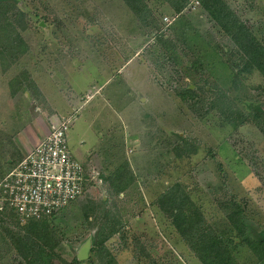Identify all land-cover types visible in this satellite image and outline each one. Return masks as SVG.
<instances>
[{"label":"rangeland","instance_id":"obj_1","mask_svg":"<svg viewBox=\"0 0 264 264\" xmlns=\"http://www.w3.org/2000/svg\"><path fill=\"white\" fill-rule=\"evenodd\" d=\"M8 1L25 15L20 34L27 46L12 67L28 74L30 118L44 119L48 131L53 119L70 120L71 152L99 172L97 182L49 217L62 235L63 259L202 264L156 204L175 183L215 230L238 235L221 205L233 198L245 233L264 237V76L251 65L236 74L244 67L236 44L201 0H187L180 12L166 0H141L147 9L139 14L125 0ZM224 2L264 44V0ZM164 16L176 19L166 26ZM191 60L203 66L190 67ZM58 70L55 91L48 76ZM131 71L146 73L153 85H145L144 107ZM39 76L48 94L40 92ZM187 86L198 87L197 96L181 100L177 91ZM52 93H59L54 106ZM119 181L127 184L121 191ZM2 223L0 264H24L3 228L20 227ZM100 236H107L103 244ZM231 247L237 264H262L241 238Z\"/></svg>","mask_w":264,"mask_h":264},{"label":"trees","instance_id":"obj_2","mask_svg":"<svg viewBox=\"0 0 264 264\" xmlns=\"http://www.w3.org/2000/svg\"><path fill=\"white\" fill-rule=\"evenodd\" d=\"M15 1L18 2L19 0ZM125 1L136 14L143 13L147 9L141 0ZM166 1L175 12H180L187 3V0ZM201 1L209 15L230 35L236 44L240 53V59L238 60L244 64L243 68H238L236 74L241 73L246 65H251L264 76V44L261 40L255 37L249 28L237 18L224 0ZM15 7V2L0 0V53L2 55L23 52L27 46L20 34V30L26 29L23 21L25 15L23 11L16 13ZM186 25L184 24V26ZM158 39L162 41L164 38L159 35ZM202 66L199 60L190 61V67L199 69ZM197 88L192 89L191 86H187L177 91V94L181 100L194 98L197 96ZM250 116L251 114H245L242 119L249 120ZM123 178L124 176L121 173L116 180ZM117 184V191H121L127 186V184L121 185V181ZM156 204L168 216L183 240L195 252L202 264H237L234 250L231 247L235 237L241 238L245 245L252 249L253 253L264 264V237H252L245 233L242 211L233 198L224 199L221 205H226V209H229L227 218L231 228L237 231L238 235L235 237H228L226 233L215 230L206 221L199 207L190 199L189 194L179 183H175L163 192L157 198ZM1 220L6 225L7 222L8 224L14 222L20 227L16 231H12L7 226L3 228L9 234V239L24 264H76L75 259L68 263L59 255L58 248L61 244L62 235L56 230L54 224L49 221V217L39 220H22L13 210H7L0 212ZM107 236H100L98 243L103 244Z\"/></svg>","mask_w":264,"mask_h":264},{"label":"built area","instance_id":"obj_3","mask_svg":"<svg viewBox=\"0 0 264 264\" xmlns=\"http://www.w3.org/2000/svg\"><path fill=\"white\" fill-rule=\"evenodd\" d=\"M163 20L168 26L175 18ZM69 127L70 120L53 119L45 137L0 179V212L13 210L22 220L51 217L100 179L71 152Z\"/></svg>","mask_w":264,"mask_h":264},{"label":"crops","instance_id":"obj_4","mask_svg":"<svg viewBox=\"0 0 264 264\" xmlns=\"http://www.w3.org/2000/svg\"><path fill=\"white\" fill-rule=\"evenodd\" d=\"M23 54V52L7 53L4 55L0 53V179L27 155L45 137L48 131L44 119L30 118L29 93L26 90L29 87L27 72L21 71L20 74L18 72L13 73L14 68L12 66L18 64ZM130 73H132L130 80H134L137 77L136 73H138V69L136 73L135 71H131ZM9 74H11L10 77ZM59 75H61L60 70L56 74L48 76L51 77L50 80L54 90L56 88L55 84L60 81ZM105 77L107 78V75ZM139 77L142 78L140 79ZM45 81L46 77L43 78L42 76L36 79V83L40 84V92L48 94L45 91ZM137 81H139L137 82L138 88L139 86L142 87L137 91L142 94L140 102L143 103V106L150 101L149 95H145L147 91L145 85L148 84L150 86L149 89L153 85H150L151 83L146 79V73H143V76H138ZM142 82H144V85ZM54 90L53 92L56 91ZM36 91L38 92V90ZM59 91L60 88L58 89ZM49 92L51 93V90ZM59 93L58 95L54 93H52V96L47 95L48 100L52 102V106H54V102L58 103ZM132 104L137 103L132 101Z\"/></svg>","mask_w":264,"mask_h":264}]
</instances>
